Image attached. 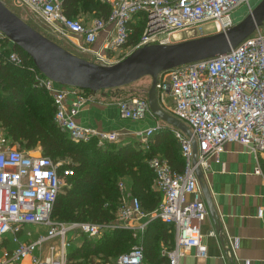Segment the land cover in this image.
<instances>
[{"label": "built area", "instance_id": "2783aa9c", "mask_svg": "<svg viewBox=\"0 0 264 264\" xmlns=\"http://www.w3.org/2000/svg\"><path fill=\"white\" fill-rule=\"evenodd\" d=\"M111 5L109 18H94L91 24L69 17L58 0H16L39 14L60 37L71 38L78 50L88 53L103 65L120 59L115 54L129 40V24L139 14H144V31L131 50L146 44L174 43L180 34L190 38L223 31L235 24L232 12L250 0H104ZM113 24L100 48L94 47L101 31ZM6 35L0 30V54ZM7 61L23 66L24 57L10 52ZM35 75V85L47 90L56 106L55 120L71 139L90 142L97 139L100 145L121 139L118 131H106L84 126L78 121L82 105L96 100V93L70 85H60L30 67ZM161 93H169L174 101V111L192 131V136L174 127V136L181 144L185 161L183 172L173 169L169 160L160 155L149 160L155 175V184L163 193L161 204L150 214L153 218L171 224L176 229V244L164 250L168 261L180 264L189 249L196 247L200 254L207 252L206 235L201 225L208 208L200 195L198 166L206 170L209 160L218 156L228 142H239L256 156L264 155V30L257 29L232 50L214 57L197 60L163 71L157 85ZM121 116L132 120L144 119L153 113L148 97L134 96L118 102ZM158 127L145 130L144 147L149 148V138ZM192 137L197 143V163H194ZM65 165L52 157L12 145L0 143V239L13 234L17 247L5 250L0 264L18 263L32 255L33 264H67L70 242L69 231L100 235L103 230L132 228L133 221L148 216L138 196L126 191L120 181L121 202L116 218L106 222H63L53 217V208L63 187L59 169ZM63 175H73L71 167L63 166ZM256 173H262L260 165ZM47 225L48 232L34 241L19 237L25 225ZM29 233V232H28ZM209 234L213 235L214 231ZM61 239L51 245L46 258L34 253L46 242ZM234 247L238 246L234 240ZM144 246L136 244L131 250L116 258L117 264H144Z\"/></svg>", "mask_w": 264, "mask_h": 264}, {"label": "trees", "instance_id": "16d2710c", "mask_svg": "<svg viewBox=\"0 0 264 264\" xmlns=\"http://www.w3.org/2000/svg\"><path fill=\"white\" fill-rule=\"evenodd\" d=\"M62 5L72 18H78L77 15L83 12L107 20L111 12V5L104 0H62ZM145 25V15L136 16L129 24L131 34L123 47L136 45ZM14 50L25 57L24 67L7 61V56ZM33 64L20 47H3L0 54V127L5 130L6 138L18 142L21 149L29 151L41 147V153L55 161L69 159L63 166L73 168L74 174L64 176L63 166L59 169L63 183L66 179L54 204L53 217L62 221L91 222L115 219L122 196L119 183L123 178L132 181L136 196L145 195L141 198L147 208L155 209L160 197L150 188L155 175L149 160L162 154L174 170L183 172L185 161L179 140L175 136H166V132H158L149 139V149L142 148L143 142L136 139L128 143L108 141L103 145L97 139L74 141L55 120L56 106L49 103L50 100L54 103L53 97L47 90L34 85L35 75L29 70ZM38 97L44 101H37ZM173 230L174 227L160 219L151 224L145 237L144 252V259L149 264L168 261L161 250L173 248ZM84 239L83 245L69 255V259L76 258L75 264H117L116 257L131 250L136 243L132 231L126 228L109 229L97 238L85 236ZM161 241L165 243L161 245ZM94 256H98L99 261Z\"/></svg>", "mask_w": 264, "mask_h": 264}, {"label": "crops", "instance_id": "0c3cea01", "mask_svg": "<svg viewBox=\"0 0 264 264\" xmlns=\"http://www.w3.org/2000/svg\"><path fill=\"white\" fill-rule=\"evenodd\" d=\"M2 1L19 14L14 8V6L20 7V5L16 3V0ZM58 1L62 3V0ZM22 6L26 7L27 10L32 11L35 15L43 19L29 6L21 5V7ZM245 8L243 12L247 13L248 11L246 10L245 12ZM19 15L22 17L23 14ZM77 17L87 24H91L95 18L92 15H88L83 12L79 13ZM240 17L242 18V15H235L234 22H238L241 19ZM26 21L28 22V20ZM112 32L113 24L109 23L101 31L98 40L94 44L95 49L100 48L108 34ZM67 39L71 46L78 50L72 39ZM5 46L13 47L14 45L9 39L8 42H3V47ZM130 49L131 48L129 47H121L115 51V54L117 56L119 55L118 59H122L127 55ZM88 55L91 56L90 54ZM89 60H93L92 56ZM32 66H35V64L29 66V70L31 72L32 69L30 67ZM140 84L145 85L147 84V81L141 80ZM138 89L139 88L136 84H129L97 92L95 101L88 100L82 105L77 117L78 121L84 126L106 131H118L121 133L120 141L123 140V143H128L129 141L136 139L143 142L141 146L144 149L145 137L143 133L149 128L158 127L149 138L147 137V141H149L152 137L154 138L158 132H166V136L168 137L174 136V126L162 120L154 113L148 114V116L140 120H132L121 116L118 102L121 99L140 96L136 94V90ZM48 94L52 97L50 93ZM37 101H44V99L42 98L40 100L38 97ZM158 102L164 110L173 114L174 101L169 93L164 94L158 91ZM49 103L52 107H54V103L51 100ZM0 130L4 129L0 127ZM153 141H155V139H153ZM161 155L162 154H160V156ZM258 164L260 165L262 173H256L255 169ZM202 171L204 173L203 181L208 187L214 208L213 212L206 200L202 186L199 182L201 198L205 201L208 208V214L201 225L202 232L207 236L206 240L208 248L206 254L203 255L198 252L196 247H192L188 250L186 255L181 258L180 264H264V155L260 154L256 156V154H254L242 143L235 141L228 142L225 144L224 149L218 156L210 158L209 168L206 170L202 169ZM123 180L122 181L125 184L126 191L130 192L132 195H136L132 187V181L129 178H123ZM150 188L160 197V203L156 206L157 208L163 200V193L157 188L155 184V177L150 184ZM141 197L144 199L145 195H141ZM141 197L142 206L149 214L148 216L133 221V227L129 228V230L132 229L130 231L136 235V243L134 245L142 244L145 251V237L148 234L151 224L155 220V218L150 216V214L156 208L153 210L147 208ZM63 222L71 221L63 220ZM166 225L171 224L166 223ZM171 226L174 227L173 225ZM48 228L49 227L47 225L27 224L19 233V237L23 241H34L40 235L47 234ZM107 230L109 229H106L105 232ZM210 231H214V234H209ZM173 232L174 248L176 244L175 227ZM10 234L11 237H8L7 235L6 237L0 239V258L4 254L5 250L12 251L17 247V242L13 240V234ZM81 234L85 233L71 230L67 234V238L70 242V245L67 248V264H69V255L80 247V245H76V239ZM234 240H237V247H234L233 245ZM60 242V238L52 239L46 242L34 254L36 256L46 258L50 255V246L59 245ZM164 243L165 242L161 241V245ZM164 250H161L162 254H164ZM10 264H33V258L32 255H30L18 263ZM144 264H149V261L144 259Z\"/></svg>", "mask_w": 264, "mask_h": 264}, {"label": "water", "instance_id": "95a60500", "mask_svg": "<svg viewBox=\"0 0 264 264\" xmlns=\"http://www.w3.org/2000/svg\"><path fill=\"white\" fill-rule=\"evenodd\" d=\"M260 28L264 29V0L243 19L223 31L174 43L146 44L133 49L113 64L103 65L65 48L0 0V30L31 57L35 66L46 76L62 85L89 89L95 93L151 76L152 84L148 91L151 111L190 136L192 131L188 125L159 105V75L176 66L228 52ZM192 144L194 163H197L198 150L194 137ZM196 172L206 200L214 212L210 192L203 181L202 168L198 166Z\"/></svg>", "mask_w": 264, "mask_h": 264}, {"label": "rangeland", "instance_id": "374dc122", "mask_svg": "<svg viewBox=\"0 0 264 264\" xmlns=\"http://www.w3.org/2000/svg\"><path fill=\"white\" fill-rule=\"evenodd\" d=\"M260 1L261 0H250V3H245V5L244 4L240 5L239 7H237L233 11L234 13L232 12L233 18L235 17V15L237 16V15L240 14V16L242 15V18L241 17L240 18L243 19L249 13V11L252 8H254ZM14 8L19 14H21V15L23 14L22 17L25 18L26 20H28V22H30L31 25L35 26V28H38L39 31L41 30L42 33L47 34V36H49L50 38L54 39L55 41L60 43L65 48L71 50L72 52H74V53H76V54H78V55H80V56H82L84 58L91 59V56H89L87 53L86 54L85 53H81L75 47L71 46V44L67 41L68 39L66 37H59L56 33H54L48 23L44 22L43 19H41L40 17L35 15L32 11L27 10L26 7H24V6H22V7L21 6L20 7L14 6ZM244 8H245V12H246V10L248 11L247 13L243 12ZM235 23H237V22H235ZM189 38H190V34H187V33L180 34L178 36V39L175 42L182 41V40L189 39ZM141 80L147 81V84H145V85L144 84H140ZM130 84H132V85L136 84L137 87L139 88L138 90H136L137 91L136 94H138L140 96H143V97H148L147 95H148V91H149V89L151 87V84H152V77L151 76H144L141 79L137 80L136 82H133V83H130ZM0 142L3 143L6 146L12 145V146L23 148V147L20 146V144L18 142H11L10 139L6 138L5 130H0ZM120 142H124V141L123 140L117 141V143H120ZM29 151H31L34 154H37V153H39L38 151L42 152V149L40 147V148H38L36 150L33 149V150H29ZM58 161H61L64 164H66V162H69V159H59ZM65 179L66 178H64V184H65ZM62 191H63V188H62L61 192ZM130 230H132V229H130ZM104 233H105V230H103L100 235H97V236L92 237V238H97V237L103 235ZM7 235H8V237H11L10 233L7 234ZM85 236H87V235H85V234L79 235V237L76 239V245L77 246L80 245V247H81L83 245V243L85 242V239H84ZM133 237H136V235L133 234ZM89 239H91V238H89ZM71 255L72 254H70V256ZM94 257L96 258V261H99L98 256H94ZM82 259H83V257H81L79 260L81 261ZM110 259H112L114 261L113 257H110ZM76 261H77L76 258H70L69 259V264H75Z\"/></svg>", "mask_w": 264, "mask_h": 264}]
</instances>
